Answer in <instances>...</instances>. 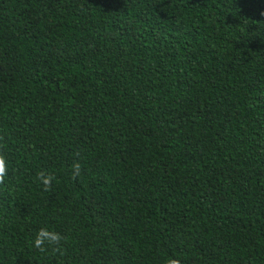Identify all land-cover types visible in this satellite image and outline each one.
<instances>
[{
	"label": "trees",
	"instance_id": "obj_1",
	"mask_svg": "<svg viewBox=\"0 0 264 264\" xmlns=\"http://www.w3.org/2000/svg\"><path fill=\"white\" fill-rule=\"evenodd\" d=\"M0 153V264H264V0H0Z\"/></svg>",
	"mask_w": 264,
	"mask_h": 264
},
{
	"label": "clouds",
	"instance_id": "obj_2",
	"mask_svg": "<svg viewBox=\"0 0 264 264\" xmlns=\"http://www.w3.org/2000/svg\"><path fill=\"white\" fill-rule=\"evenodd\" d=\"M8 171V158L4 154L0 153V183H3L6 180ZM53 179L54 178L50 175L45 176L44 174H41V182L45 186L50 185ZM62 239L63 237L59 232L45 226L39 228V230L34 233L31 243L33 247L43 251L49 247L59 246ZM166 264H181V261L178 258H168L166 260Z\"/></svg>",
	"mask_w": 264,
	"mask_h": 264
}]
</instances>
